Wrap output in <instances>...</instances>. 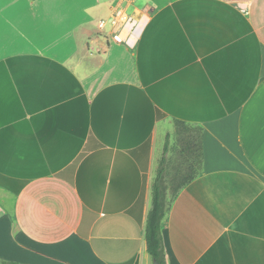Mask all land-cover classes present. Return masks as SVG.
<instances>
[{"label": "crops", "instance_id": "1", "mask_svg": "<svg viewBox=\"0 0 264 264\" xmlns=\"http://www.w3.org/2000/svg\"><path fill=\"white\" fill-rule=\"evenodd\" d=\"M139 1L0 0V263L154 264L163 162L167 264H264V0Z\"/></svg>", "mask_w": 264, "mask_h": 264}, {"label": "trees", "instance_id": "2", "mask_svg": "<svg viewBox=\"0 0 264 264\" xmlns=\"http://www.w3.org/2000/svg\"><path fill=\"white\" fill-rule=\"evenodd\" d=\"M186 180L179 185L172 187L173 197H176L179 191L185 186ZM168 172L163 166L157 171L153 189H152V207L149 211L146 228H145V241L147 251L160 264H167L166 254L164 249V241L162 236V226L166 214L169 210L168 204ZM2 264H20L15 262H2Z\"/></svg>", "mask_w": 264, "mask_h": 264}, {"label": "built area", "instance_id": "3", "mask_svg": "<svg viewBox=\"0 0 264 264\" xmlns=\"http://www.w3.org/2000/svg\"><path fill=\"white\" fill-rule=\"evenodd\" d=\"M109 27L112 29L114 41L125 43L128 37L133 36L134 28H138V20L135 22L133 16L126 9L118 8L110 19L101 23V29Z\"/></svg>", "mask_w": 264, "mask_h": 264}, {"label": "rangeland", "instance_id": "4", "mask_svg": "<svg viewBox=\"0 0 264 264\" xmlns=\"http://www.w3.org/2000/svg\"><path fill=\"white\" fill-rule=\"evenodd\" d=\"M42 1H54V0H42ZM57 2H60L61 4H66V12L69 14H78L80 12V10L82 9V7H84L89 0H55ZM148 0H140L139 1V5L136 7L135 9V15L136 18H141V17H145V13L142 11L146 10L147 12H149L151 4H149V2H147ZM110 28V27H109ZM109 31V30H107ZM2 264V263H0Z\"/></svg>", "mask_w": 264, "mask_h": 264}, {"label": "water", "instance_id": "5", "mask_svg": "<svg viewBox=\"0 0 264 264\" xmlns=\"http://www.w3.org/2000/svg\"><path fill=\"white\" fill-rule=\"evenodd\" d=\"M154 264H160L159 262H157L156 260H154Z\"/></svg>", "mask_w": 264, "mask_h": 264}]
</instances>
